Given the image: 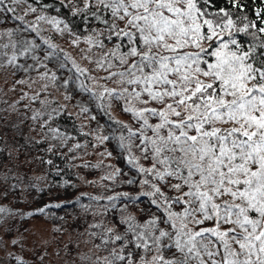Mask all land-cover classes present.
Segmentation results:
<instances>
[{"label":"snow or ice","instance_id":"snow-or-ice-1","mask_svg":"<svg viewBox=\"0 0 264 264\" xmlns=\"http://www.w3.org/2000/svg\"><path fill=\"white\" fill-rule=\"evenodd\" d=\"M80 2L83 7L72 14L83 13L102 26L83 38L88 47L81 58L105 73L99 79L115 86L97 84L100 90L94 91L79 76L77 86L98 101L123 102L122 111L135 120L134 129L121 125L127 136L122 133L118 143L138 178L124 181L137 189L135 194L89 197L107 201L95 215L115 213V219L106 228L90 226L98 231L90 233L89 251L77 250L71 264H264V0L254 10L253 0ZM51 8L45 0H0V25L15 22L0 27V70L20 77L13 80V92L17 85L38 86L32 94L22 92L0 113H18L17 105L27 100L24 107L31 114L23 119L41 130L60 114L49 110L42 94L50 87H69L71 77L57 84V72L68 68L69 61L80 76L98 80L44 35L49 30L73 35L68 23L49 14ZM71 43L79 48L81 37L74 36ZM37 102L40 107L32 109ZM97 107L106 108L103 103ZM80 111L90 110L81 105ZM6 120L0 115V121ZM10 127L15 125L0 124V145L5 147ZM49 133L63 144L70 139L58 128H48L45 135ZM6 159H13L11 152ZM121 174L116 168L103 179ZM7 180V173L0 176V193L5 195ZM145 202L149 209L137 208ZM61 207L48 204L16 213L0 206V250L9 247L4 217L47 215V209ZM81 207L88 211L91 206ZM25 243L11 240L21 248ZM7 255L13 264H26L11 251ZM37 256L45 264L48 253Z\"/></svg>","mask_w":264,"mask_h":264},{"label":"rangeland","instance_id":"rangeland-1","mask_svg":"<svg viewBox=\"0 0 264 264\" xmlns=\"http://www.w3.org/2000/svg\"><path fill=\"white\" fill-rule=\"evenodd\" d=\"M62 1L74 11L76 7H83L80 0ZM14 24L15 22L6 20L0 27L8 28L14 26ZM101 27H89L83 33H75L71 30L73 35L68 33L61 35L52 30L44 33V35L51 38L58 48L63 49L65 53L74 59L77 64L88 68L91 76L98 78V80H91L86 78V76L79 75L80 79L93 88L94 91L100 90L97 84H106L108 87L115 86L110 81L106 82L103 79H99L105 73L103 71L97 72L95 66L82 59L80 54L82 50L88 47V45L83 43V38L88 36L93 29ZM74 36L81 37L79 48L71 43ZM93 51L99 55L98 50L93 49ZM41 55L43 54L41 53ZM69 63L71 64V61ZM40 71H44V69ZM36 75V73H32L33 79L36 78ZM18 78L20 77H13L9 72L0 70V90H2L0 91V108L8 109L9 104L20 99L22 92L32 94V92L37 90V85H33L32 89L17 85V91L13 92L11 90L13 80ZM65 96L69 98L65 99ZM42 98L47 99L49 102L55 100L56 104L60 105V108L71 114L80 129L86 133V138L81 142L76 141L72 136L60 131L70 137L66 144L59 140L50 139V133L47 136L45 135L48 132V128H55L50 123L41 130L36 122L30 119H23L25 114H31L30 110L24 107L28 103L27 100L21 101L17 105L18 113L8 110L0 113V115L5 117L12 116L15 122L25 124V133L30 134L32 139L40 141V139L45 138L46 142H48L46 144L48 148L54 146L64 153L68 162L77 171L78 180H67L64 178L57 180L48 176L47 167L45 166L46 158L43 157L44 155L42 156V147L37 149L28 145L22 146L20 143L7 144L6 142L5 158H0V161L3 162V166L0 167V176L4 173L8 174V180L6 181L8 192L6 195L0 193V206L10 208L16 213L32 212L48 204H61L63 207L47 209V215L25 216L24 218L19 215L12 218L4 217L6 222L3 230L7 231L10 229V232H7L4 236L9 247L8 249L0 250V264H13L7 255L8 251H11L14 256L22 257L26 264H39L37 254H43L45 250L48 253L45 264H71L73 260L77 259V250L80 252L89 251L90 244L86 242L91 239L90 233L98 231L90 226L99 223L106 228L112 226L115 219V217L110 220L105 215H95L94 213H98L100 206L107 203V201L102 199L97 203L90 200L89 197L106 198L116 192L130 191L122 187L124 185L121 183L123 182L121 175L117 176L115 180L103 179L111 175L118 166L114 162L113 155L105 141L101 142L98 139V137L104 136L100 128H95L90 124L91 113H81L80 106H85L86 104L82 101L75 103L70 94L64 88L58 86L50 87L48 93L42 94ZM80 98L84 100V97L80 96ZM103 102L106 110L114 119L122 121L133 129L137 127L131 114L122 111L123 102L109 101L107 98ZM109 104L110 106H108ZM31 107L36 109L40 105L37 102L32 104ZM10 136H14V133H11ZM77 143L81 145L78 149L74 148ZM3 147L0 145V149H4ZM70 148L73 150L69 151ZM9 152L12 154V160L6 159ZM133 152L137 156L140 155L136 149H133ZM109 153H111L110 156L108 155ZM141 162L143 163V161ZM97 165L99 166L97 167ZM12 185H16V187L12 188ZM77 197L80 198L79 202H76ZM69 201H72V203H68ZM81 205H90L91 207L88 211H85ZM137 208H140L139 204ZM129 210L131 211V208ZM57 229H60V231H57ZM13 239H26V243L23 248L12 246L11 240ZM42 241H47V244L43 247L41 246ZM57 252L59 255H56ZM77 264H79L78 261Z\"/></svg>","mask_w":264,"mask_h":264},{"label":"trees","instance_id":"trees-1","mask_svg":"<svg viewBox=\"0 0 264 264\" xmlns=\"http://www.w3.org/2000/svg\"><path fill=\"white\" fill-rule=\"evenodd\" d=\"M45 2L53 4V8L49 10V14L56 15L63 19L66 23L69 24L70 29L75 33H83L85 29L93 26H101L99 22L92 20L91 18L86 19L85 14H77L73 15L72 9L70 7L61 6L62 3L65 4L62 0H45ZM66 5V4H65ZM258 6V0H253V10L255 7ZM58 9V11H57ZM249 16H252V11H249ZM49 68L55 70V67L53 64L48 65ZM57 75L59 77V80L57 81V84H62V82L66 79L72 78V82L70 83L69 87L65 89L66 92L70 94V96L73 98V101L75 103H78L80 101L84 102L88 108L89 112L92 116H95L96 119L92 120L90 117V124L92 126L99 127L101 132L104 136L110 137L109 140L105 141L106 145L108 146L109 150L111 151L114 162L117 164L118 168L122 170L121 176L123 177V182H121L132 194H135L134 191H137L135 187H129L127 186L124 181L127 179L132 178H138L136 177L134 171L130 168V166L126 163L125 157L127 156V152L122 151L119 147L118 143V137L123 133L125 136H127V129L122 128L121 125H126L120 120L114 119L110 113L106 110H101L97 107L98 104L103 103V101H98L96 99H93L89 96L87 93H82L78 88V81L76 80V77L79 76L78 73L75 72V70L72 68L71 64L68 62V68L60 70L57 72ZM79 80L80 77H79ZM63 88V87H62ZM81 97H84V100H82ZM57 102L54 100L50 102L49 110L52 108H55L59 111V115H57L54 119L50 120L49 123L54 126L55 128H58L60 131L72 136L76 141H82L84 138H86V133L83 132L78 123L74 120L73 116L65 111V109L60 108V105L56 104ZM105 105V104H104ZM116 121H119V123H116ZM7 123L8 125H15V127H10L7 130L5 141L7 144L10 143H20L22 146L28 145L30 147L39 148L42 147L43 153L42 156L46 158V162L48 160L52 161V164L46 163L45 166L47 167V175L50 176L52 179H67V180H78L77 171L74 170L73 166L68 162L67 156L62 153L60 150L53 147L52 151H48V146L46 144L45 138L40 139V143H36L34 139L31 138V135L26 132L25 133V124H21L20 122H15L12 118V116L7 117L6 121H0V124ZM11 133H14V136H10ZM25 133V134H24ZM4 146V145H2ZM21 146V147H22ZM3 155H0L1 159L5 158V149L6 147H3ZM41 156V157H42ZM120 183V184H121ZM42 190H44L42 188ZM139 209H149V205L147 202L139 204ZM129 208H131L129 206ZM154 211V209H151ZM138 213L135 211L133 215H137ZM115 213H112L109 216H106L107 219L112 220V218L115 217ZM140 219H143V216L139 217Z\"/></svg>","mask_w":264,"mask_h":264}]
</instances>
